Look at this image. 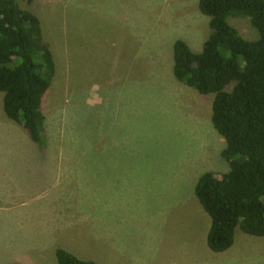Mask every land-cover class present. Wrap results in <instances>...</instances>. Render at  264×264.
Wrapping results in <instances>:
<instances>
[{
    "label": "rangeland",
    "instance_id": "1",
    "mask_svg": "<svg viewBox=\"0 0 264 264\" xmlns=\"http://www.w3.org/2000/svg\"><path fill=\"white\" fill-rule=\"evenodd\" d=\"M19 2L40 17L57 71L43 149L0 91V263L57 264L62 247L97 264H264V236L207 245L195 186L229 170L225 140L215 94L173 74L174 42L199 52L210 35L199 0ZM230 23L258 37L250 20Z\"/></svg>",
    "mask_w": 264,
    "mask_h": 264
},
{
    "label": "trees",
    "instance_id": "2",
    "mask_svg": "<svg viewBox=\"0 0 264 264\" xmlns=\"http://www.w3.org/2000/svg\"><path fill=\"white\" fill-rule=\"evenodd\" d=\"M198 6L209 18L210 35L199 52L184 39L174 42L173 74L200 94H215L211 121L225 140L221 157L229 170L203 173L195 195L211 221L207 245L218 253L232 247L237 230L264 236V0H199ZM232 17L250 20L258 37L245 38ZM56 71L40 17L19 0H0L4 111L25 125L40 149L47 144L43 102ZM56 259L97 264L62 247Z\"/></svg>",
    "mask_w": 264,
    "mask_h": 264
},
{
    "label": "crops",
    "instance_id": "3",
    "mask_svg": "<svg viewBox=\"0 0 264 264\" xmlns=\"http://www.w3.org/2000/svg\"><path fill=\"white\" fill-rule=\"evenodd\" d=\"M37 227H39V233H38V237H41V238H43L44 236L45 237H47L48 236V230H47V232H46V229H49V228H44V226L43 225H39V226H37ZM50 236H48V238H49ZM39 242H40V240H38ZM8 243H11V242H8ZM41 254L43 253V252H40ZM15 263V262H14ZM18 263H21V262H18ZM0 264H3V263H0ZM21 264H23V263H21Z\"/></svg>",
    "mask_w": 264,
    "mask_h": 264
}]
</instances>
